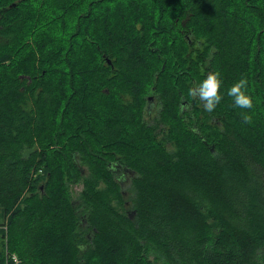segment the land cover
<instances>
[{
  "label": "trees",
  "instance_id": "obj_1",
  "mask_svg": "<svg viewBox=\"0 0 264 264\" xmlns=\"http://www.w3.org/2000/svg\"><path fill=\"white\" fill-rule=\"evenodd\" d=\"M0 264H264V0H0Z\"/></svg>",
  "mask_w": 264,
  "mask_h": 264
},
{
  "label": "clouds",
  "instance_id": "obj_2",
  "mask_svg": "<svg viewBox=\"0 0 264 264\" xmlns=\"http://www.w3.org/2000/svg\"><path fill=\"white\" fill-rule=\"evenodd\" d=\"M246 83V80L241 78L227 90V94L233 98L234 106L241 109H251L253 105L251 96L245 90ZM220 88L221 78L219 73L213 72L207 74L192 91L194 95H198L204 101L205 109L211 112L223 98ZM243 118L248 120L250 117L247 114H243Z\"/></svg>",
  "mask_w": 264,
  "mask_h": 264
},
{
  "label": "flooded vegetation",
  "instance_id": "obj_3",
  "mask_svg": "<svg viewBox=\"0 0 264 264\" xmlns=\"http://www.w3.org/2000/svg\"><path fill=\"white\" fill-rule=\"evenodd\" d=\"M152 99H151V104H150V107L152 106ZM110 169L113 171V174H114V177H115V180L117 182V184L119 185V187L121 188V193L122 195L124 196V198H127L128 197V185L130 187V180L131 178L133 177V172L130 171V170H123V169H120L119 166L115 167L113 165H110Z\"/></svg>",
  "mask_w": 264,
  "mask_h": 264
},
{
  "label": "rangeland",
  "instance_id": "obj_4",
  "mask_svg": "<svg viewBox=\"0 0 264 264\" xmlns=\"http://www.w3.org/2000/svg\"><path fill=\"white\" fill-rule=\"evenodd\" d=\"M147 98L148 97H153L152 95H147L146 96ZM149 111H146V115H145V118L147 121H151L155 111H156V105L152 106L151 108L149 107L148 109ZM152 122V121H151ZM129 189V185H128V188L127 190ZM81 190V185H75L72 187V195L73 197L75 198V196H77L78 192Z\"/></svg>",
  "mask_w": 264,
  "mask_h": 264
},
{
  "label": "bare ground",
  "instance_id": "obj_5",
  "mask_svg": "<svg viewBox=\"0 0 264 264\" xmlns=\"http://www.w3.org/2000/svg\"><path fill=\"white\" fill-rule=\"evenodd\" d=\"M12 258H13V260H14L15 262H17V260H16V258H15L14 256H13Z\"/></svg>",
  "mask_w": 264,
  "mask_h": 264
}]
</instances>
